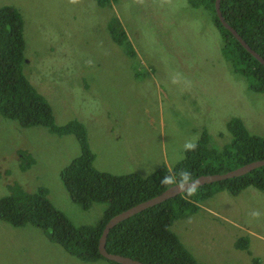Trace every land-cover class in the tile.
Here are the masks:
<instances>
[{"label":"rangeland","instance_id":"rangeland-1","mask_svg":"<svg viewBox=\"0 0 264 264\" xmlns=\"http://www.w3.org/2000/svg\"><path fill=\"white\" fill-rule=\"evenodd\" d=\"M4 5L24 19L25 75L51 105L58 126L76 120L86 126L97 169L141 176L164 165L172 169L186 155L185 141L197 142L204 131L214 146L228 143L233 118L264 136V92L235 70L204 6L189 0H0ZM114 16L135 53L114 40ZM174 76L180 84L171 82ZM81 154L75 134L26 127L0 112V199L13 183L30 192L46 189L72 224L95 225L106 203L83 208L61 178ZM195 203L199 210L171 229L200 263L264 264V190H223ZM240 238L248 250L238 248ZM0 264L113 263L83 261L40 227L0 218Z\"/></svg>","mask_w":264,"mask_h":264},{"label":"trees","instance_id":"trees-1","mask_svg":"<svg viewBox=\"0 0 264 264\" xmlns=\"http://www.w3.org/2000/svg\"><path fill=\"white\" fill-rule=\"evenodd\" d=\"M97 1L106 5L113 0ZM189 1L192 6H204L213 13L214 23L222 33L224 50L235 70L250 79L255 91L264 92V65L221 23L216 12V0ZM221 10L226 21L264 58V0H221ZM24 28L23 16L16 7L4 5L0 8V112L26 127L40 125L60 135L75 134L82 154L63 169L62 181L74 201L83 208L88 209L95 202L106 203V208L102 219L95 225L75 226L53 206L46 189L30 192L21 184L13 183L8 186V194L0 199L1 220L14 226L32 223L43 229L53 242L83 261L106 259L99 252V241L107 222L172 186L159 183L164 175L187 170L194 180L200 175L225 173L264 159V136L252 134L240 118H233L228 123L232 134L228 143L216 147L211 143V135L204 131L196 142L197 149L186 152L172 169L164 165L147 176L136 173L116 175L97 169L86 126L78 120L58 126L51 105L25 75ZM109 28L118 44L135 53L118 17L111 19ZM32 163L33 160L28 164L25 162L23 168L31 167ZM249 186L264 190V166L239 177L197 187L196 194L200 192V198L184 192L133 215L111 229L107 249L145 264H203L171 229L173 222L198 211L199 205L195 201L223 190L237 195ZM236 245L248 250L245 238L238 239Z\"/></svg>","mask_w":264,"mask_h":264},{"label":"water","instance_id":"water-1","mask_svg":"<svg viewBox=\"0 0 264 264\" xmlns=\"http://www.w3.org/2000/svg\"><path fill=\"white\" fill-rule=\"evenodd\" d=\"M215 7H216V12L218 14L219 20L224 25V27L229 29L232 32V34L237 38V40L245 47V49H247L256 59H258L264 65V58L259 53H257V51H255L241 37V35L238 33V31L226 21L224 15H223V12L221 10V0L215 1ZM262 166H264V159L256 160V161L247 163L243 166H240L236 169L230 170V171L225 172V173L200 175L199 177L194 179V181H198L197 186L200 187V186H203L205 184H211V183L226 180L229 178H234V177H239V176L245 175V174L249 173L250 171H252L256 168L262 167ZM191 186L192 185H189V187H191ZM181 193H184V191H180L179 188H176L175 185H172L169 188H167L165 191H163L161 194L154 196L148 200H145L141 203H138V204L130 207L129 209H126V210L122 211L121 213L112 217L107 222V224L105 225V228L103 230L102 236H101L100 241H99V252H100V254L104 258H106L110 261L120 263V264H145V263H143L139 260H136L132 257L124 256V255L117 254V253H111L108 251V249H107V238H108V235H109L111 229L113 227H115L117 224H119L120 222L132 217L133 215H135L139 212H142L145 209L153 207L159 203H162V202H164V201H166L172 197H175Z\"/></svg>","mask_w":264,"mask_h":264},{"label":"clouds","instance_id":"clouds-1","mask_svg":"<svg viewBox=\"0 0 264 264\" xmlns=\"http://www.w3.org/2000/svg\"><path fill=\"white\" fill-rule=\"evenodd\" d=\"M75 2V0H72ZM171 82L173 84H180L181 79L178 76L172 77ZM185 84L190 86V82L184 81ZM198 145L194 140H187L183 145V149L185 152L195 151ZM159 183L163 186L175 185L176 188H179L180 191L186 192L189 196L195 195L197 191L198 181H194L192 174L187 170H181L178 174H169L164 175ZM189 185H192L189 187ZM253 217H259V212H253Z\"/></svg>","mask_w":264,"mask_h":264}]
</instances>
